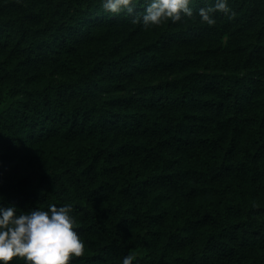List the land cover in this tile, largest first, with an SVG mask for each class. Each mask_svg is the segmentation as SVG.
I'll list each match as a JSON object with an SVG mask.
<instances>
[{"label": "trees", "instance_id": "1", "mask_svg": "<svg viewBox=\"0 0 264 264\" xmlns=\"http://www.w3.org/2000/svg\"><path fill=\"white\" fill-rule=\"evenodd\" d=\"M213 3L0 0V203H71L70 264H264V0Z\"/></svg>", "mask_w": 264, "mask_h": 264}, {"label": "clouds", "instance_id": "2", "mask_svg": "<svg viewBox=\"0 0 264 264\" xmlns=\"http://www.w3.org/2000/svg\"><path fill=\"white\" fill-rule=\"evenodd\" d=\"M142 0H100V6L109 13H126L132 22L144 28L159 26L164 21L173 23L183 17H192V0H143L144 7L137 11ZM231 13L228 0H214L199 9V17L209 25L216 23L212 13ZM234 15V13H231ZM0 203V264H10L15 257L25 264H70L73 257L84 254L85 241L74 230L76 218L73 205L50 204L47 208H32L17 212L13 204ZM135 252H129L121 264H133Z\"/></svg>", "mask_w": 264, "mask_h": 264}]
</instances>
